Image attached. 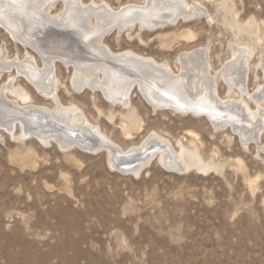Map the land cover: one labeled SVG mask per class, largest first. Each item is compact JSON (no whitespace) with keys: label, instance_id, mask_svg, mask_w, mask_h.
Instances as JSON below:
<instances>
[{"label":"rangeland","instance_id":"obj_1","mask_svg":"<svg viewBox=\"0 0 264 264\" xmlns=\"http://www.w3.org/2000/svg\"><path fill=\"white\" fill-rule=\"evenodd\" d=\"M83 1L106 3L117 12L147 0ZM181 1L204 15L154 31L113 32L105 45L114 53L167 61L175 72L179 54L207 49L210 77L222 98L228 89L219 72L234 62L233 51L238 55L247 46L248 95L242 98L256 112L250 97L264 96V0ZM62 5L58 1L51 14ZM232 21L252 30L239 32ZM0 50L10 59L25 57V48L1 24ZM56 75L62 105L78 107L122 148L155 133L176 154L197 151L212 168L177 173L153 159L138 174H125L110 166L105 151L62 150L54 142L20 141L0 130V264H264V130L243 143L229 127L215 128L204 116L154 109L136 89L127 107L114 106L100 92L74 91L72 69L57 63ZM11 76L13 87L27 92L34 105L55 109L23 78L13 71ZM6 82L1 76L0 86Z\"/></svg>","mask_w":264,"mask_h":264},{"label":"bare ground","instance_id":"obj_2","mask_svg":"<svg viewBox=\"0 0 264 264\" xmlns=\"http://www.w3.org/2000/svg\"><path fill=\"white\" fill-rule=\"evenodd\" d=\"M58 1L62 9L53 15L51 10ZM202 15V9L181 0H147L143 7L132 4L117 12L106 3L86 5L83 0H0V24L25 48V57L13 59L0 50V77L6 75L7 80L0 86V130L20 141L32 137L45 144L54 142L62 150L105 151L110 166L125 174H138L153 159L169 171L205 172L212 165L203 163L197 151L183 149L176 154L171 144L155 133L137 146L122 148L78 107L62 105L61 82L56 75V65L60 63L72 69L70 85L78 93L97 91L110 104L127 107L136 89L154 109L204 116L215 128L229 127L243 143L257 140L264 130V96L250 97L256 112L242 98L248 95L245 84L249 54L244 55L249 50L247 46L238 55L233 51L234 62H228L219 72L228 89V96L222 98L216 79L210 77L207 49L179 54L175 72L167 61L158 62L132 51L114 53L104 43L113 32L121 34L136 27L154 31ZM230 26L239 32L252 30L235 21ZM184 37L190 39L192 35L186 33ZM29 49L37 54L40 65ZM12 71L43 100L52 102L55 109L34 105L27 92L14 88ZM233 91L240 100L229 94ZM122 132L127 140L131 138L127 125H122Z\"/></svg>","mask_w":264,"mask_h":264}]
</instances>
